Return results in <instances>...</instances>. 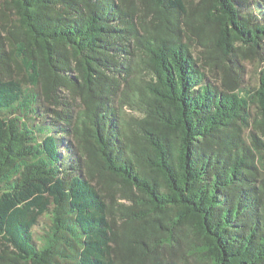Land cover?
<instances>
[{"label":"trees","instance_id":"obj_1","mask_svg":"<svg viewBox=\"0 0 264 264\" xmlns=\"http://www.w3.org/2000/svg\"><path fill=\"white\" fill-rule=\"evenodd\" d=\"M0 264H264V0H0Z\"/></svg>","mask_w":264,"mask_h":264},{"label":"rangeland","instance_id":"obj_2","mask_svg":"<svg viewBox=\"0 0 264 264\" xmlns=\"http://www.w3.org/2000/svg\"><path fill=\"white\" fill-rule=\"evenodd\" d=\"M47 223H48V219H46L45 217H42L39 219V225L35 228L39 230L40 226H46Z\"/></svg>","mask_w":264,"mask_h":264}]
</instances>
